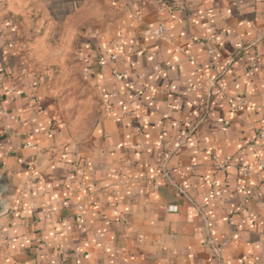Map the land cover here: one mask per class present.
Masks as SVG:
<instances>
[{
  "label": "crops",
  "instance_id": "obj_1",
  "mask_svg": "<svg viewBox=\"0 0 264 264\" xmlns=\"http://www.w3.org/2000/svg\"><path fill=\"white\" fill-rule=\"evenodd\" d=\"M26 1L41 61L81 15L86 86L71 125L0 28V264H264V0Z\"/></svg>",
  "mask_w": 264,
  "mask_h": 264
},
{
  "label": "rangeland",
  "instance_id": "obj_2",
  "mask_svg": "<svg viewBox=\"0 0 264 264\" xmlns=\"http://www.w3.org/2000/svg\"><path fill=\"white\" fill-rule=\"evenodd\" d=\"M48 2L51 0H47ZM91 1V0H89ZM47 2V3H48ZM50 3V2H49ZM55 6H65L64 0H54ZM75 9H53L54 12V28L49 32L48 39L50 44L54 45V56L45 61L39 60V56L32 48L30 42L34 38L40 36L41 29L37 28V21L43 22L45 17L39 16V11L28 5L26 0H0V28L14 27L12 36L17 37L21 43L20 52L28 58V65L39 69L48 79L50 89L57 98L58 109L71 125L79 119L81 113L80 103L83 98L81 92L85 88V84L80 78L79 71L81 69L78 62V54L84 48L83 41L87 30L82 26L77 29L71 27L80 24L81 15L75 14L72 19L65 21L64 17L69 11ZM86 15L92 16L95 9H84ZM105 18L101 26H108L109 18L111 17V9H104ZM103 14V13H102ZM13 23H16L13 25ZM107 24V25H106ZM88 39V38H86ZM63 43L67 44L63 47ZM61 45L60 51H57V46ZM53 47V46H52ZM50 49V53H51ZM43 55V53H42ZM49 57V55H48ZM29 65V66H30ZM80 129V127H78Z\"/></svg>",
  "mask_w": 264,
  "mask_h": 264
},
{
  "label": "built area",
  "instance_id": "obj_3",
  "mask_svg": "<svg viewBox=\"0 0 264 264\" xmlns=\"http://www.w3.org/2000/svg\"><path fill=\"white\" fill-rule=\"evenodd\" d=\"M154 34H155V36H156L157 39L169 38L168 37V29H167V27H166L165 24H161L159 26V28L154 32ZM207 98L210 99L211 98V95L208 94L207 95ZM208 103L209 102L207 100H205V101H203L200 104V106L202 107L201 108L202 109L201 110V115H202L201 119H204L205 116L207 115ZM245 104H247V101L246 100H243V101H241V104L240 105H245ZM197 128H198V125L197 124L196 125H193V126L191 125V130L196 131ZM261 136H264V132H261ZM258 162H259V164L261 166H264L263 163H262V161H258ZM215 166L217 168H219V169H225L228 166V162H225V161L224 162H221V161L216 160L215 161ZM210 241L212 242L211 239H210ZM214 249H215L216 253H218L219 248L218 247H215Z\"/></svg>",
  "mask_w": 264,
  "mask_h": 264
}]
</instances>
